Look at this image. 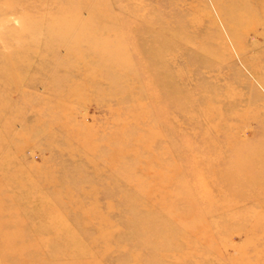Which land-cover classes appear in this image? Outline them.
<instances>
[{
    "label": "rangeland",
    "instance_id": "rangeland-1",
    "mask_svg": "<svg viewBox=\"0 0 264 264\" xmlns=\"http://www.w3.org/2000/svg\"><path fill=\"white\" fill-rule=\"evenodd\" d=\"M254 1L0 0L6 264H264V204L234 158L264 152V85L229 29L264 71ZM52 235L84 238L65 252Z\"/></svg>",
    "mask_w": 264,
    "mask_h": 264
},
{
    "label": "bare ground",
    "instance_id": "bare-ground-1",
    "mask_svg": "<svg viewBox=\"0 0 264 264\" xmlns=\"http://www.w3.org/2000/svg\"><path fill=\"white\" fill-rule=\"evenodd\" d=\"M254 2H255L254 3V8H257L258 10L260 9V11L264 14V0H258V1H254ZM254 8H250L249 10H247L245 13H242V14H233L231 16V19L235 20V23L238 26H242L241 24L244 25V23H245L247 18H249L251 16H253V17L256 16ZM231 19H230V16L228 15V20L230 21ZM262 20L264 21V15H262ZM257 24H259V23H257ZM229 29H230V32H231L233 38H234L235 44L237 46V49H238V51H239V53L241 55V58H242L243 62L249 68L250 72L259 80V82L262 85H264V71H261V70L255 68L252 64L249 63V59H247V57L245 56L242 42L237 38L236 26H232L231 25V26H229ZM2 50H3V48H2ZM7 61H8V59L6 61H4V62H3V60H1V63H0V85L2 87H5V88L8 86L6 81L8 80L9 77L11 78V75L13 74V72L15 70V67H14L15 66V64H14L15 60H11V61L9 60L8 63H7ZM234 158H235V164L239 168L240 176L241 177L245 176L244 178L242 177L243 178L242 181L245 182L250 188H252V189L254 188L255 189V194L253 196H250V199L252 201H254V200L256 201L257 200L258 204H260L262 206V204H264V169H261V171L258 172L256 170H254V168H253L254 166L253 165L255 163H257V162H259L262 165H264V152H260L259 151L258 144L256 143L253 146H250L247 149L242 150L241 153L237 154ZM247 166H249V168L245 171V168ZM245 173H246V175H245ZM254 186H256V187H254ZM129 209H128V212H130ZM133 211H135V210H133ZM139 211H140V209H139ZM124 212L127 213V210L124 211ZM5 215H7V214H4V212L1 209V204H0V218L2 216L4 217ZM130 216L131 217L128 218V220H135L136 222L142 221V223H144V221L147 220L145 222L146 224H149V223L151 224V222H152V220L144 218L143 215L142 216H141V214L139 215L138 211L135 212V213L133 212ZM109 221H110V223H109L110 226L109 227L112 228V230L110 232L111 234L104 235V236L101 235L100 236V238L101 237L102 238L103 237L106 238L107 242L106 243L104 242L105 243L104 244L105 245V250L107 249L108 244H110L108 241H110L111 238H112L113 230L115 231L114 234L117 232L116 230H118V229L115 228L117 224L116 223L114 224V222H111V220H109ZM153 222H155V221H153ZM62 227H64V226H61V227L58 226V229L59 230L69 229L67 226H65V228H62ZM49 228H52V227L50 226ZM1 229L2 228L0 227V252H1V256H2V258H0V262H2V264H6L9 259H13V260L16 259V252H15L16 251V236L13 237V236L7 234L5 232V230L2 231ZM95 231H97V232L99 231L98 227H95ZM167 231H169V230H167ZM185 234L186 233H184V236H185ZM174 235L176 236L177 234L174 233ZM181 235H182V233H181ZM52 236L61 243L62 247L66 250V251L64 250L65 252L70 251L71 249L76 250L77 249V245H78L76 243L79 241L80 238H84V236H79V235H68V236H65V235H52ZM40 237L42 238V236H40ZM143 237H144L143 244H144V242H150V240H154L155 239V235H153L152 233H148L146 235L144 233ZM36 239H37V237H36ZM39 239H38V241H39ZM42 239H44V238H42ZM45 239H46V241L49 240L48 238H45ZM63 239L66 240V243H62ZM96 239L98 240V237ZM96 239L95 238H91L92 242H90L91 243L90 248L87 249V250H95L96 249V246H97V245H95L96 244V242H95ZM173 240H175V238H173ZM41 242H43V240ZM153 242H156V241H153ZM36 243H37V241H36ZM45 244H43V245H45ZM195 246H197V245H195ZM198 246H197V248H198ZM12 249H15L14 253H12V251H13ZM189 249H190V247H189ZM8 250L11 251L10 254H8V252H5V251H8ZM155 250H157V249H155ZM42 252H45L46 254L47 253L49 254L48 250H44ZM89 253H91L93 255V253H95V252H89ZM55 254H57V253L50 252V255H52L53 259H54ZM55 260L56 261H52L51 264H82V262H80L78 260H75V261L68 260L67 257L65 256V254L61 255V256H56ZM84 263L88 264V263H93V262L85 261Z\"/></svg>",
    "mask_w": 264,
    "mask_h": 264
}]
</instances>
